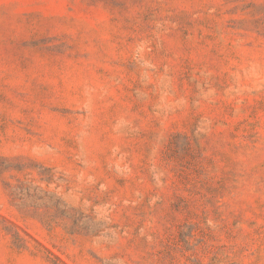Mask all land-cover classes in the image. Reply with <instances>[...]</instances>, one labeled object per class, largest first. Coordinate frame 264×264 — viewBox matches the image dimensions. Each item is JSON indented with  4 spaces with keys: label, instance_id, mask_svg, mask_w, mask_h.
I'll return each instance as SVG.
<instances>
[{
    "label": "rangeland",
    "instance_id": "374dc122",
    "mask_svg": "<svg viewBox=\"0 0 264 264\" xmlns=\"http://www.w3.org/2000/svg\"><path fill=\"white\" fill-rule=\"evenodd\" d=\"M0 264H264V0H0Z\"/></svg>",
    "mask_w": 264,
    "mask_h": 264
}]
</instances>
